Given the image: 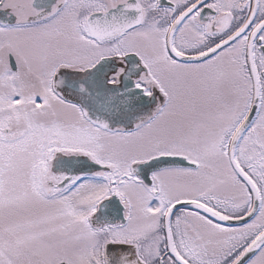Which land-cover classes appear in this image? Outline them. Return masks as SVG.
<instances>
[{
    "label": "snow or ice",
    "instance_id": "1",
    "mask_svg": "<svg viewBox=\"0 0 264 264\" xmlns=\"http://www.w3.org/2000/svg\"><path fill=\"white\" fill-rule=\"evenodd\" d=\"M0 264H264V0H0Z\"/></svg>",
    "mask_w": 264,
    "mask_h": 264
}]
</instances>
